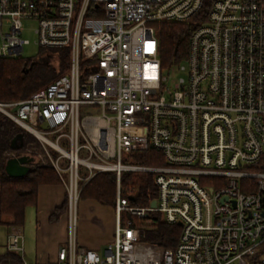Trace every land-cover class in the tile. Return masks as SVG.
<instances>
[{"label": "built area", "instance_id": "obj_1", "mask_svg": "<svg viewBox=\"0 0 264 264\" xmlns=\"http://www.w3.org/2000/svg\"><path fill=\"white\" fill-rule=\"evenodd\" d=\"M206 3L186 57L165 68L156 23H186ZM26 21L41 49L70 57L47 86L0 101V115L41 143L35 163L67 189L59 263L264 264V169L254 168L264 155V0H0V58L23 56ZM150 148L162 164L123 160ZM100 172L117 176L115 230L95 249L78 243L75 213ZM124 172L152 173L149 205L122 188ZM153 212L182 227L174 247L144 240ZM6 247L22 257L21 232Z\"/></svg>", "mask_w": 264, "mask_h": 264}, {"label": "trees", "instance_id": "obj_2", "mask_svg": "<svg viewBox=\"0 0 264 264\" xmlns=\"http://www.w3.org/2000/svg\"><path fill=\"white\" fill-rule=\"evenodd\" d=\"M209 11V3L186 23L160 22L156 23L160 46V57L165 68H171L184 60L187 55L188 42L192 31L203 22ZM56 60L57 64L53 63ZM70 66L69 50L67 48L41 49L37 58L11 57L0 58V101H12L29 97L33 92L47 86L54 79L65 73ZM18 135L22 138L17 144L22 147L14 150L12 142ZM35 137L9 118L0 115V215L11 217V224L23 225L26 220V210L36 206L38 189L42 184L62 183L53 166L35 163L23 177L9 176L5 171V162L10 157L8 153L23 152L36 156ZM16 144V143H15ZM32 149V150H31ZM123 160L135 164H162L161 154L150 148L146 151H134ZM264 169V155L254 166ZM124 190L132 191L137 196L138 205H149L156 198L157 189L152 173L124 172L121 176ZM117 176L113 172L97 173L83 186L80 199H95L103 205L115 203ZM68 209V199L51 214V220L59 219ZM144 221L146 241L154 242L164 248L176 245L182 227L162 220L159 213L153 212ZM150 220V221H149ZM0 262H22V257L13 252L0 256Z\"/></svg>", "mask_w": 264, "mask_h": 264}, {"label": "crops", "instance_id": "obj_3", "mask_svg": "<svg viewBox=\"0 0 264 264\" xmlns=\"http://www.w3.org/2000/svg\"><path fill=\"white\" fill-rule=\"evenodd\" d=\"M67 198V189L63 183L42 184L38 189L36 206H29L26 210V220L23 225L11 224V217L0 215V256L8 252L6 247L8 233L12 230L23 235L24 254L22 259L27 264H60L58 248L68 238L69 210L67 209L59 219L51 220V214L61 206ZM103 204L95 199L84 200L79 205L78 214L81 219L80 233L77 241L80 245L98 249L113 237V229L108 224L102 227L99 217ZM107 211V210H106ZM110 221L114 213L110 214ZM101 223V220H100ZM108 227V228H107Z\"/></svg>", "mask_w": 264, "mask_h": 264}, {"label": "rangeland", "instance_id": "obj_4", "mask_svg": "<svg viewBox=\"0 0 264 264\" xmlns=\"http://www.w3.org/2000/svg\"><path fill=\"white\" fill-rule=\"evenodd\" d=\"M25 26H26V30L24 31L23 36L25 38L29 39L30 43L25 45L24 51H23V57H27V58H37L39 56V54H40L41 48L35 43L36 40H37V35H36L35 31H34L35 22H33V21H26ZM53 63L54 64H57L56 63V60H53ZM182 75H184V74L182 72H180L179 70H174L173 71V79H176V78H178V77H180ZM81 110H82V112L85 111L83 107H82ZM32 142H34V144H35L33 146V148H34L33 150H35V148H37L36 149L37 152H40V150L43 149L41 143L39 142V140L37 138L35 139V141H32ZM14 154H16V152H14V153H8V156H13ZM61 162H62L63 165H65V161L64 160H62ZM42 165H45V164H42ZM84 200H87V199H80V201H79V203H78V205L76 207V213H75L76 214V224L78 226L77 234L80 233V228H81L80 227L81 226V219L79 218V214H78L79 209H78V207H79V205L81 206V204H82V202ZM100 207H102V206H100ZM102 208H103L102 212L99 213L100 216H101V217H99V224L102 227H105L108 224V227L110 226L113 229V231H114L115 230L114 220H113V218L111 219V221L109 220L110 217H111L110 214L114 213L113 212V206L112 205H103ZM100 220H101V223H100Z\"/></svg>", "mask_w": 264, "mask_h": 264}, {"label": "water", "instance_id": "obj_5", "mask_svg": "<svg viewBox=\"0 0 264 264\" xmlns=\"http://www.w3.org/2000/svg\"><path fill=\"white\" fill-rule=\"evenodd\" d=\"M19 138H22V135L16 136L12 142V147L14 150H18L22 147V143L20 145L17 144V140ZM35 161L36 158L34 156L23 152H18L6 160L5 171L9 176L23 177L31 170ZM152 205L155 206L156 202L153 201Z\"/></svg>", "mask_w": 264, "mask_h": 264}, {"label": "flooded vegetation", "instance_id": "obj_6", "mask_svg": "<svg viewBox=\"0 0 264 264\" xmlns=\"http://www.w3.org/2000/svg\"><path fill=\"white\" fill-rule=\"evenodd\" d=\"M16 153H18V152H16Z\"/></svg>", "mask_w": 264, "mask_h": 264}]
</instances>
